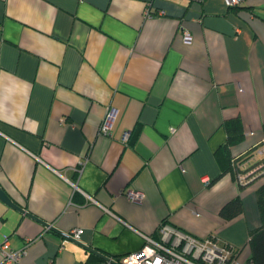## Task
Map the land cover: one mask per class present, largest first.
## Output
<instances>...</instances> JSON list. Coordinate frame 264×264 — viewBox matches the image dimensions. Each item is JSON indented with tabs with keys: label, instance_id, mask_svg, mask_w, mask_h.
I'll return each instance as SVG.
<instances>
[{
	"label": "crops",
	"instance_id": "1",
	"mask_svg": "<svg viewBox=\"0 0 264 264\" xmlns=\"http://www.w3.org/2000/svg\"><path fill=\"white\" fill-rule=\"evenodd\" d=\"M232 118L235 162L263 159L264 0H0V184L84 244L118 260L167 221L254 264L264 174L241 187L227 169ZM5 235L20 264H113L0 199Z\"/></svg>",
	"mask_w": 264,
	"mask_h": 264
},
{
	"label": "built area",
	"instance_id": "2",
	"mask_svg": "<svg viewBox=\"0 0 264 264\" xmlns=\"http://www.w3.org/2000/svg\"><path fill=\"white\" fill-rule=\"evenodd\" d=\"M229 5H238L242 0H226ZM148 14L151 11L148 9ZM185 39L190 37L188 30L184 31ZM114 109L104 118L100 130L111 134L110 119ZM129 132L122 135L127 140ZM258 153L264 154V141L259 145ZM264 172V158L250 157L248 161L235 164L236 179L240 184H246L257 175ZM126 195L133 201H141L145 194L141 190L128 189ZM83 228H74L70 234L79 238ZM162 237L159 240L144 234L145 244L136 251L122 255L118 261L122 264H239L238 252L232 244H222L215 236L200 237L182 228L164 221L161 224ZM26 249L11 246L8 235L0 241L1 262L5 264H20Z\"/></svg>",
	"mask_w": 264,
	"mask_h": 264
},
{
	"label": "trees",
	"instance_id": "3",
	"mask_svg": "<svg viewBox=\"0 0 264 264\" xmlns=\"http://www.w3.org/2000/svg\"><path fill=\"white\" fill-rule=\"evenodd\" d=\"M230 6L236 7L237 5ZM225 127L228 133V138L226 143L219 148L218 152L225 155V158L228 161L227 169H230L235 173V164H237V162H235L236 159L234 158L236 155L231 152V145L239 143L244 139V128L239 118L227 120L225 122ZM251 151V149L247 150L242 157H246ZM242 157H240L239 160L242 161ZM246 184H240V186L243 187ZM258 205L262 217V224L251 231L248 244L251 247V261L254 264H264V183L258 189ZM243 210L244 203L242 197L241 195H237L222 206L220 209V214L227 219H231L242 213Z\"/></svg>",
	"mask_w": 264,
	"mask_h": 264
},
{
	"label": "water",
	"instance_id": "4",
	"mask_svg": "<svg viewBox=\"0 0 264 264\" xmlns=\"http://www.w3.org/2000/svg\"><path fill=\"white\" fill-rule=\"evenodd\" d=\"M0 199L3 200L4 202H6L8 205H11L23 212H26L28 215H31L37 219H39L43 224H45L46 226H49L51 227L52 229L58 231L59 233H61L62 235L64 236H67L69 238H72V239H76V241L80 244H82L83 246L89 248L91 251H93L94 253L98 254L99 256L103 257L104 259L112 262L113 264H122L120 263L117 259H115L114 257L96 249V248H93L92 246L88 245V244H84L83 242H81L79 239L77 238H74L70 233L68 232H65L57 227H55L53 224H50L49 222L47 221H43L41 220L40 218H38L37 216H35L32 212L30 211H27L25 208H23L18 202H16L9 194L8 192L4 189V187L0 184Z\"/></svg>",
	"mask_w": 264,
	"mask_h": 264
}]
</instances>
